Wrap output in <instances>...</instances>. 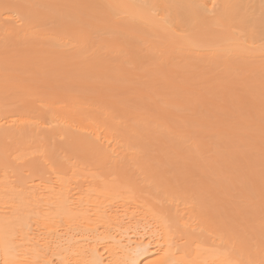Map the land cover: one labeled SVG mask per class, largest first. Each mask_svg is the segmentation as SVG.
<instances>
[{"label":"rangeland","instance_id":"374dc122","mask_svg":"<svg viewBox=\"0 0 264 264\" xmlns=\"http://www.w3.org/2000/svg\"><path fill=\"white\" fill-rule=\"evenodd\" d=\"M32 6L54 15L29 23L22 10ZM240 8L245 27L234 21L203 36L223 35L213 52L172 37L185 27H153L109 0H0V121L54 118L77 126L75 137L100 129L121 152L92 158L50 130L4 139L0 185L11 188L0 202L19 203L17 218L30 226L37 210L22 206L21 182L70 172L149 211L179 251L264 264V0ZM12 11L26 16L18 28Z\"/></svg>","mask_w":264,"mask_h":264},{"label":"bare ground","instance_id":"6f19581e","mask_svg":"<svg viewBox=\"0 0 264 264\" xmlns=\"http://www.w3.org/2000/svg\"><path fill=\"white\" fill-rule=\"evenodd\" d=\"M109 1L119 10V14H128L132 19H149L153 27L170 29L174 24L185 27V30L176 29L178 34L181 33L179 36L174 31L171 36L183 40L187 46L197 41L213 52L216 51L217 41L223 40V35L209 42H205L203 36L218 34L214 27H229L234 21H238L241 27L245 24L240 13L241 0ZM159 1L163 6L157 5ZM36 4L42 6L40 2ZM35 7L32 6L30 11L22 10L28 13V22H44L53 17L52 10ZM33 11L35 13L31 20L29 13ZM12 12L8 17L11 27L18 28L17 24L19 26L26 22V16L22 13ZM168 12L169 15H166ZM60 21L63 28L70 25L63 17ZM258 22L264 23V14ZM247 32L252 33L251 30ZM224 33L228 37L225 40L238 41L232 33ZM249 45L255 43L250 42ZM239 46L246 47L229 43L224 48L230 51ZM53 119L42 123L36 120V124L29 121L19 123L15 119L7 123L2 119L0 142L17 135H39L50 130L46 136L52 140L69 138L72 145L66 146V149L70 151H74L75 144L92 158H99L104 152L110 158L117 152L121 153L117 144L112 143L100 129L75 137L72 130L77 126ZM47 137L45 139L49 140ZM112 144L115 147H111ZM118 155L115 157L121 154ZM46 173L38 181L24 180L20 185L21 195L28 200L22 206L26 207L27 204V208L37 210L32 225L29 226L26 216L17 218L19 203L10 201L6 204L0 200V264H236L219 249L208 250L199 246L191 253L179 251L177 244L169 237L165 224L155 216L151 218L149 211L142 206L118 201L116 194L108 190H93L88 179L77 181L78 175H72L68 180L65 177L70 176V172H53L48 177ZM9 185L6 188L0 185V194L9 190Z\"/></svg>","mask_w":264,"mask_h":264}]
</instances>
